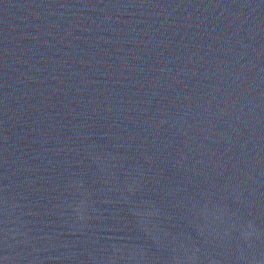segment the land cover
Listing matches in <instances>:
<instances>
[{
  "label": "water",
  "instance_id": "1",
  "mask_svg": "<svg viewBox=\"0 0 264 264\" xmlns=\"http://www.w3.org/2000/svg\"><path fill=\"white\" fill-rule=\"evenodd\" d=\"M0 264H264V0H0Z\"/></svg>",
  "mask_w": 264,
  "mask_h": 264
}]
</instances>
